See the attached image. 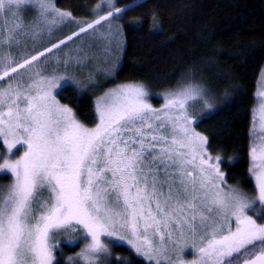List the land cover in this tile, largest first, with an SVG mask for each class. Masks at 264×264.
I'll use <instances>...</instances> for the list:
<instances>
[{
  "label": "snow or ice",
  "instance_id": "obj_1",
  "mask_svg": "<svg viewBox=\"0 0 264 264\" xmlns=\"http://www.w3.org/2000/svg\"><path fill=\"white\" fill-rule=\"evenodd\" d=\"M146 6L100 0L77 20L55 0H0V264H65V244L82 245L66 264H118V245L135 254L122 264H264V70L250 113L251 193L228 185L231 161L196 130L219 101L194 69L159 108L144 83L108 88L91 127L57 99L69 82L115 77L124 17ZM158 24L153 14L150 31ZM94 46L104 58L81 77Z\"/></svg>",
  "mask_w": 264,
  "mask_h": 264
},
{
  "label": "trees",
  "instance_id": "obj_2",
  "mask_svg": "<svg viewBox=\"0 0 264 264\" xmlns=\"http://www.w3.org/2000/svg\"><path fill=\"white\" fill-rule=\"evenodd\" d=\"M99 2L55 0L76 19L91 18L90 9ZM128 2L117 0L120 7ZM146 5L124 17L119 67L102 90L141 82L151 93H164L175 87L182 73L194 69L219 101L216 112L196 130L209 137L213 154L219 150L226 162L231 161L230 166H223L228 184L251 193L247 147L250 113L264 70V0H146ZM153 14L159 21L154 32L150 31ZM132 20L143 22L142 32L128 29ZM57 98L72 107L86 126H93V97L68 86ZM80 247L62 245L65 264ZM112 254L123 260L135 255L119 245L113 247Z\"/></svg>",
  "mask_w": 264,
  "mask_h": 264
},
{
  "label": "rangeland",
  "instance_id": "obj_3",
  "mask_svg": "<svg viewBox=\"0 0 264 264\" xmlns=\"http://www.w3.org/2000/svg\"><path fill=\"white\" fill-rule=\"evenodd\" d=\"M100 3V2H99ZM91 19V18H89ZM89 19H77V20H89ZM68 30H65V32H67ZM65 33H58V35H64ZM69 44L71 45V42H69ZM93 56V59H94V62L92 64L89 65V68H86L83 70V72L80 73V76L83 77V76H86L89 69H95L98 64L100 63V61L104 58V52L102 50V47L101 46H94L91 50V54ZM68 75L71 77L72 75H74V73H68ZM114 77H108L107 79L103 76L102 73L100 72H97V82L99 85H101V87H96V88H84V89H79L77 88V86L75 84H72L71 82H69V86H71L72 88H74L77 92H79L81 95L83 96H90V97H93V101H95V98L97 95H101L103 94V91H106V90H102L103 87L113 79ZM62 83H64V81H62ZM116 86V85H115ZM113 86V87H115ZM112 88V87H111ZM59 91V90H58ZM150 93V102L153 104L154 107L156 108H159L163 101H162V94L163 93ZM58 99V98H57ZM156 100V101H154ZM199 113L197 112V115ZM229 185V184H228ZM231 186V185H230ZM63 239H68V237H64ZM67 245V244H66ZM70 246V245H69ZM124 247L127 248V246L125 245ZM130 250V249H129ZM131 251V250H130ZM132 252V251H131ZM133 253V252H132ZM118 261V264H122L123 261H126V260H123L121 258H114Z\"/></svg>",
  "mask_w": 264,
  "mask_h": 264
}]
</instances>
